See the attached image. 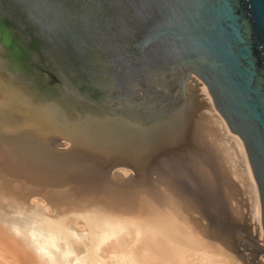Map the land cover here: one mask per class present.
<instances>
[{
    "label": "water",
    "instance_id": "95a60500",
    "mask_svg": "<svg viewBox=\"0 0 264 264\" xmlns=\"http://www.w3.org/2000/svg\"><path fill=\"white\" fill-rule=\"evenodd\" d=\"M199 82L243 142L264 233V0H0V226L98 263L118 236L184 242L174 219L194 212L251 263L264 246Z\"/></svg>",
    "mask_w": 264,
    "mask_h": 264
},
{
    "label": "rangeland",
    "instance_id": "374dc122",
    "mask_svg": "<svg viewBox=\"0 0 264 264\" xmlns=\"http://www.w3.org/2000/svg\"><path fill=\"white\" fill-rule=\"evenodd\" d=\"M203 86L204 85L202 84L200 89L203 88ZM202 92L201 94L207 95L206 97L205 95L203 96L205 98L203 100L211 105V99L207 94L208 92ZM211 108L213 109L212 105ZM214 112L217 116L215 118V124L219 133L225 134L228 138V142L232 144V146L225 149V156L228 158L230 166L233 169L231 173L232 179L237 183L247 199L251 216V234L252 236H256L255 225H257V233L260 235V243L264 246V233L261 229L260 222V205L259 216L257 215L254 206L256 200L259 202L256 185L255 188H253L255 181L252 180V177H248V175L245 174L244 163L241 161L243 159L241 158L240 153H237L232 141L231 135L233 136V134L227 129V127H223L224 125L221 126L222 122L220 120L223 119L216 111ZM114 169L115 167L111 169V174H113ZM43 212L46 214H53V211L47 212L45 209ZM185 219L187 222L188 220L191 221L190 224H188L189 222L185 223L188 224L191 235L187 236L186 234H183L185 241L182 243L172 240V237L167 239L164 234L150 240L133 235L118 236L100 246L98 250V255L101 258L100 262H86L83 264H264V249L259 252L251 263H243L242 260L222 242L212 240L208 237L206 233V222L202 216L194 212H184L177 216L174 219V222L179 221L183 223L185 222ZM8 223L13 228L19 229L24 236L22 235L21 237L20 235V238L10 234L0 226V238L2 240H0L1 255L9 256L8 259L12 264H18V261L19 264H26V261H28L27 264H57L55 260L51 261L45 259L42 255L28 253V248H30L29 246L32 244L27 242L26 238H29L31 242H38V240H40L47 243L41 230H32L11 222ZM71 223V219L66 220V225H70ZM84 225L85 223L82 220L79 219L76 221L77 228H82ZM3 240L7 245L4 244ZM8 245L11 246L12 249ZM47 247L49 248L48 243ZM20 256H23V258L27 260L25 261Z\"/></svg>",
    "mask_w": 264,
    "mask_h": 264
},
{
    "label": "bare ground",
    "instance_id": "6f19581e",
    "mask_svg": "<svg viewBox=\"0 0 264 264\" xmlns=\"http://www.w3.org/2000/svg\"><path fill=\"white\" fill-rule=\"evenodd\" d=\"M202 85V82H199L198 84H197V87H199V89H200V86ZM204 92V93H206V92H208V90L206 89V87L205 86H203V88H201L200 90H199V92L197 93V95H203V94H201V92L202 91ZM202 92V93H203ZM208 94V96L210 97V99H211V96L209 95V93H207ZM205 95V97L207 96L206 94H204ZM202 98H204L203 96H201ZM209 104V103H208ZM211 105H212V99H211V103H210ZM210 105V106H211ZM213 107V106H212ZM213 110H214V108H213ZM215 111V110H214ZM223 119V118H222ZM220 120V119H219ZM221 122H222V125L221 126H223V127H227V125H226V123H225V121H223V120H220ZM219 121V122H220ZM216 122V121H215ZM226 125V126H225ZM220 127V126H219ZM227 129H228V127H227ZM226 129V130H227ZM229 130V129H228ZM230 131V130H229ZM231 132V131H230ZM232 133V132H231ZM233 134V136L231 135V137H232V141H233V143H234V146H235V148H236V151H237V153H240V156H241V158L243 159V160H241V161H243V163H244V169H245V174L246 175H248V177H252V180H254L255 181V179H254V177H253V174H252V171H251V167H250V165H249V162H248V159H247V155H246V151H245V148H244V145H243V142H242V140L239 138V136H237L236 134H234V133H232ZM232 146V145H231ZM240 161V160H239ZM239 167V166H238ZM115 169H116V172H124L125 174H129L130 172H131V169L130 168H127V167H124V166H117V167H115ZM114 169V170H115ZM113 170V171H114ZM240 179V178H239ZM250 179V178H249ZM251 180V181H252ZM251 183H253V182H251ZM250 184V183H249ZM255 185H256V182H255V184L253 185L254 187L253 188H255ZM256 188H257V186H256ZM257 192H258V190H257ZM256 197V196H255ZM258 198H259V196H258ZM256 200V199H255ZM40 202V203H42V204H45V201L43 200V198H37V201L36 202ZM259 205H260V202H258L257 200H256V202H255V211H256V213H257V215L259 216ZM261 229H262V227H261ZM0 240H1V238H0ZM2 241V240H1ZM4 241V240H3ZM14 242V241H13ZM4 244H6L7 245V243H5V241H4ZM17 245H19L18 243H16ZM31 246H29L30 248H28L29 249V251H28V253H31V254H35V255H37V254H39V255H42V257L43 258H45V259H49V260H54V258H53V256H52V254H51V251H50V248H48L47 247V243L44 241H40V240H38V242H31ZM9 246V245H8ZM20 246V245H19ZM9 247H11V246H9ZM21 247V246H20ZM11 249H12V247H11ZM15 251V250H14ZM16 253V252H15ZM18 255V254H17ZM19 256V255H18ZM20 257H22V259H24L23 258V256H20ZM9 258V256H3V255H1V253H0V264H12V262L8 259ZM14 261H16L15 259H13ZM17 260H19V259H17ZM25 260V259H24ZM27 260V259H26ZM25 260V261H26ZM27 262L28 261H26L25 263L27 264ZM17 263V262H16ZM18 264H19V261H18ZM21 264V263H20Z\"/></svg>",
    "mask_w": 264,
    "mask_h": 264
}]
</instances>
